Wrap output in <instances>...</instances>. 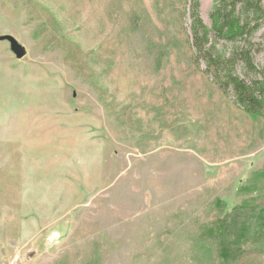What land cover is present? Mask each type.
Here are the masks:
<instances>
[{
  "label": "rangeland",
  "instance_id": "1",
  "mask_svg": "<svg viewBox=\"0 0 264 264\" xmlns=\"http://www.w3.org/2000/svg\"><path fill=\"white\" fill-rule=\"evenodd\" d=\"M190 1L0 0L24 50L0 39V264H212L195 241L264 167V109L193 61Z\"/></svg>",
  "mask_w": 264,
  "mask_h": 264
},
{
  "label": "trees",
  "instance_id": "2",
  "mask_svg": "<svg viewBox=\"0 0 264 264\" xmlns=\"http://www.w3.org/2000/svg\"><path fill=\"white\" fill-rule=\"evenodd\" d=\"M263 1L214 0L211 27L201 17L200 1L191 0L189 4L193 61L199 66L200 59H204L205 71L213 81L225 93L232 92L234 102L253 116L261 115L264 109V68L259 69L252 56V50L261 46L253 39L262 29L264 39ZM212 33L217 39L244 44L228 56L211 42ZM240 61L251 79L236 73ZM237 194L243 198L230 210L224 201H215L214 218L195 241L199 256L212 264H259L253 257L264 256V167L254 171L238 187Z\"/></svg>",
  "mask_w": 264,
  "mask_h": 264
},
{
  "label": "water",
  "instance_id": "3",
  "mask_svg": "<svg viewBox=\"0 0 264 264\" xmlns=\"http://www.w3.org/2000/svg\"><path fill=\"white\" fill-rule=\"evenodd\" d=\"M0 39L8 40L11 43L12 50L17 54L18 57L24 56V50L21 47V45L18 43V41L11 35H4L1 36Z\"/></svg>",
  "mask_w": 264,
  "mask_h": 264
}]
</instances>
